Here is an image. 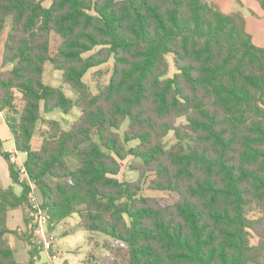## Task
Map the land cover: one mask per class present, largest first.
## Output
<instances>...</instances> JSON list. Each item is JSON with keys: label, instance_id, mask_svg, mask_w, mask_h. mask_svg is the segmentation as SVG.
I'll list each match as a JSON object with an SVG mask.
<instances>
[{"label": "trees", "instance_id": "1", "mask_svg": "<svg viewBox=\"0 0 264 264\" xmlns=\"http://www.w3.org/2000/svg\"><path fill=\"white\" fill-rule=\"evenodd\" d=\"M8 19L0 110L53 228L78 216L111 239L114 264H264V48L242 14L206 0H0V33ZM111 60L92 93L85 76ZM47 63L75 98L45 83ZM74 108L67 129L44 118ZM0 156L22 187L0 184V264H21L7 217L31 189ZM128 157L138 178L121 182ZM144 183L175 198L144 196Z\"/></svg>", "mask_w": 264, "mask_h": 264}, {"label": "rangeland", "instance_id": "2", "mask_svg": "<svg viewBox=\"0 0 264 264\" xmlns=\"http://www.w3.org/2000/svg\"><path fill=\"white\" fill-rule=\"evenodd\" d=\"M207 2L214 0H206ZM212 3V2H210ZM237 4V3H236ZM257 6L258 3L254 2ZM51 5L50 1H45L44 6L49 7ZM236 10L241 11L236 7ZM243 13V12H242ZM245 13V14H244ZM244 15H247V11H244ZM261 24H264L263 21ZM11 19H8L7 27L4 32L0 33V71L2 69V57H3V46L6 40L7 34L10 30ZM260 32L264 35V26L260 28ZM170 63V76H173L176 73L174 64H173V56L168 57ZM114 68V61L111 60L108 64L101 66L99 68H95L88 72L85 76L84 81L91 88L92 93H97L98 85H105L109 82ZM44 81L46 84L51 85L56 88H60L63 92L70 98H75V92L68 85L64 84L62 81V72L55 70L54 66L51 63H47L45 67V75ZM80 111L77 108H74L72 112L68 115L64 114L61 110H56L53 113L45 114L44 118L46 120H55L61 123V125L67 129L80 115ZM186 119L180 118L177 120V125H185ZM0 125L3 128V120L0 119ZM128 123H126L120 134L123 135ZM96 142L101 144V139L96 137ZM166 143L168 146H173L176 144L175 135L171 132L167 138ZM35 145L40 144V139H35ZM136 143L132 142L127 145V148H131L135 146ZM14 147L13 140H3L0 144V150L3 152H7L9 148ZM18 156L23 160L27 158L25 153H19ZM2 158V157H1ZM5 160L0 159V164ZM133 162L132 157H128L126 160L122 161V169L118 176V179L121 182H132L138 178V175L130 170V166ZM7 187L5 183L2 184ZM13 189L19 194L22 191V187L18 184H13ZM38 193L39 198H42V202L44 200L42 194ZM142 194L144 196H151L161 200L164 204L169 203L175 197L171 193H161V192H152L149 191L148 183H144ZM250 218L257 217L258 214L252 213V211L248 215ZM79 224L78 216H74L65 220L62 225L55 226L53 233H55L58 237L57 243L55 245V257H42V261L46 264H84L83 261H86L87 264H114L113 259L108 255L109 247L113 244L111 239L107 238L102 234H91L93 238L88 239L90 234L86 233L84 230L79 229L77 226ZM11 235L9 234L6 238Z\"/></svg>", "mask_w": 264, "mask_h": 264}, {"label": "crops", "instance_id": "3", "mask_svg": "<svg viewBox=\"0 0 264 264\" xmlns=\"http://www.w3.org/2000/svg\"><path fill=\"white\" fill-rule=\"evenodd\" d=\"M223 12L224 14H231V13H240L245 19L246 22V31L252 36L253 43L260 47L264 48V35L261 34L260 28L264 26V24H261L263 21L264 23V11L262 10L260 4L255 1V0H214L210 1ZM254 2L258 3L259 6L254 4ZM237 3V4H236ZM236 7H238L239 10H236ZM244 11H247V15L245 16ZM244 14H243V13ZM45 75V73H44ZM3 120V128L0 125V144L3 140H13L14 142V147L9 148L6 153L10 155V157H15L17 160V163L15 165L17 168L20 166V164H25L26 159H22L21 157L18 156V151L16 150V145L14 141V137L12 135L11 130L9 129L8 125L6 124V120ZM40 139L39 137H34L32 141V147L34 150H37L42 143V140L40 139V144L35 145V139ZM3 152V151H2ZM20 153V152H19ZM27 156V154H26ZM2 156H0V159ZM4 159V158H3ZM5 160V159H4ZM5 183L7 187L3 186L2 184ZM0 184L2 188L7 189L9 187L13 186V181L10 176V171H9V165L6 162H2L0 164ZM19 185V184H18ZM15 191V190H14ZM15 193L17 195H20L22 191L18 194L16 191ZM38 193H40L38 190L36 191L38 199L41 201L42 198L38 196ZM41 195V194H39ZM42 202V201H41ZM27 207L23 206L15 210H11L8 213L7 217V227L10 231L12 232H17L18 235L15 234H10L11 236L8 238V242L14 249L15 257L17 261L21 264H29L32 256L31 253L34 252L35 256L38 257V259L41 260L43 264H46L45 262L42 261V257H50L46 253H40L37 251L36 248H34L31 243H30V238H29V233H28V228H27ZM65 222V221H64ZM63 222V223H64ZM62 223V224H63ZM60 224V225H62ZM59 225V226H60ZM55 227H51L50 230L53 231ZM88 233V232H86ZM89 234V233H88ZM29 240H28V239ZM93 238V236L90 234L88 236V239ZM28 240V241H27ZM52 257H55V250L53 253H51ZM87 261V260H86ZM86 261H83L84 264H87Z\"/></svg>", "mask_w": 264, "mask_h": 264}, {"label": "built area", "instance_id": "4", "mask_svg": "<svg viewBox=\"0 0 264 264\" xmlns=\"http://www.w3.org/2000/svg\"><path fill=\"white\" fill-rule=\"evenodd\" d=\"M0 119H5V112L0 110ZM13 164L17 163L15 157H10ZM19 181L21 184H26L30 187L29 203L27 207V228L31 245L40 253H46L51 258V253L55 250L58 237L53 231L50 224V214L43 208L42 202L38 199L36 194V187L34 181L31 180L29 174L24 166H19ZM35 264H43L37 256H34Z\"/></svg>", "mask_w": 264, "mask_h": 264}]
</instances>
